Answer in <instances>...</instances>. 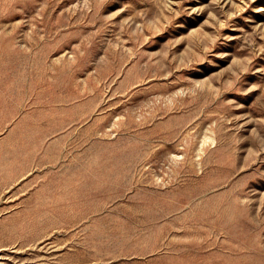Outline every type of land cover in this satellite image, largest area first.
Returning a JSON list of instances; mask_svg holds the SVG:
<instances>
[{
  "label": "rangeland",
  "instance_id": "rangeland-1",
  "mask_svg": "<svg viewBox=\"0 0 264 264\" xmlns=\"http://www.w3.org/2000/svg\"><path fill=\"white\" fill-rule=\"evenodd\" d=\"M0 264H264V0H0Z\"/></svg>",
  "mask_w": 264,
  "mask_h": 264
},
{
  "label": "bare ground",
  "instance_id": "bare-ground-1",
  "mask_svg": "<svg viewBox=\"0 0 264 264\" xmlns=\"http://www.w3.org/2000/svg\"><path fill=\"white\" fill-rule=\"evenodd\" d=\"M111 127V126H110ZM109 128V127H108ZM111 132V131H110ZM187 141V140H186ZM204 142V141H203ZM200 147V146H199Z\"/></svg>",
  "mask_w": 264,
  "mask_h": 264
}]
</instances>
